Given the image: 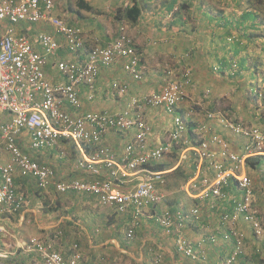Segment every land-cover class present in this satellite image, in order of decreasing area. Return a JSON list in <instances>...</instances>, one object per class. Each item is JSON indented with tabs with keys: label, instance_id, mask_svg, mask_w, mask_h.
<instances>
[{
	"label": "built area",
	"instance_id": "1",
	"mask_svg": "<svg viewBox=\"0 0 264 264\" xmlns=\"http://www.w3.org/2000/svg\"><path fill=\"white\" fill-rule=\"evenodd\" d=\"M55 1L0 0V215L24 210L28 197L15 183L20 176L32 179L40 191L93 194L102 205L129 214L128 237L134 235L144 217L154 219L163 229L174 232L179 253L192 261L205 262L206 239L195 241L184 232L190 220L202 218L204 203H195L187 209L174 207L167 204L163 192L169 173L191 161L194 170L183 185L187 196L200 201L209 199L212 208L216 199L233 203L231 214H221V221L229 225V231H222L221 238L224 241L234 238L235 243L225 262L210 264H235L246 250L245 234L236 227L240 216L255 237L264 240V217L257 206L247 164L248 158H264V128L246 125L221 113L206 112L207 119H218L244 139L242 150L236 151L227 138L211 131L205 121L195 122L192 140L190 117L194 116V110L184 113L181 108L186 98L182 81L190 80L188 69L181 74V80L173 78L172 71L165 72L159 92L132 97L119 111L87 108L81 96L82 87L87 88V101L93 102L101 67L122 60L124 71L140 81L144 77L141 56L133 39L126 35L105 46L88 48L78 27L53 14ZM42 21L49 22L63 40L42 32L38 36L41 46L38 49L26 34L14 32L13 26L21 22ZM61 48L83 56V60H60L57 68L66 81L52 83L47 79L45 67ZM258 87L252 89L254 99L262 97ZM111 88L119 96L129 91V85L118 80L112 81ZM197 105L203 107L198 101ZM147 107L163 109L173 122L167 137L154 145L150 141L152 127L144 118ZM115 131L134 132L124 140L120 151L106 143V137ZM61 142L75 145L80 155L76 168L91 179H62L53 166L32 154L56 148ZM173 153L178 155L176 163L170 168H155ZM231 183L239 194L228 191ZM0 231L4 229L0 227ZM219 239L217 234L207 238L210 244ZM26 248L39 253L43 264H79L78 253L66 259L53 244L39 237L30 238ZM6 258V254L0 253V264H9ZM154 263L163 264L161 257L157 256Z\"/></svg>",
	"mask_w": 264,
	"mask_h": 264
},
{
	"label": "crops",
	"instance_id": "2",
	"mask_svg": "<svg viewBox=\"0 0 264 264\" xmlns=\"http://www.w3.org/2000/svg\"><path fill=\"white\" fill-rule=\"evenodd\" d=\"M222 1L223 6L219 7L212 5L208 0H56L53 14L71 25L75 26L74 23L77 22L82 28L79 29L88 48L95 45H107L126 35L133 38L141 56L144 77L140 81L134 80L124 71L122 60L110 67H101L93 102L87 101V88L82 87L81 96L87 108L119 111L127 106L132 97L159 92L163 86L165 72L172 71L173 78L181 80V74L188 68L191 71V80L182 81L186 93L181 107L182 112L189 111L190 105L197 104L198 101L202 105L205 104L203 105L205 113L219 111L226 115L231 114L232 118H237L247 125L264 128V116L261 113L264 105L261 104L263 108L259 105L260 107L256 110H251L250 107L248 108V103L243 100V91L237 92L235 109L233 106L232 109L226 108L233 99L231 87H234L232 90L236 93L239 83L247 81V71L255 70L254 67L257 66L255 72L261 76V71L258 69L264 65H260L259 54L254 57L248 49L240 52L239 55L241 58L248 57H246L245 68L237 70V66L231 67L229 63L216 65V60L213 59L230 58L232 55L229 45L223 43L218 36L216 37V34L219 35L218 32L221 34L230 26L208 23L210 17L207 12L212 7L215 8L214 12L216 9L225 11V15L229 18V9L227 10L229 0H218V2ZM184 2L192 5L189 11L193 17L191 22L189 15L175 13ZM200 3L203 5L198 9ZM134 4L142 7V15L137 22L132 23L117 16L119 8L131 7ZM231 14L234 13L231 12ZM13 27L17 35L26 34L38 49H41L38 36L42 32L52 33L59 40H63V37L55 33L54 27L47 21L21 22ZM218 28L220 31H214ZM207 36L208 39H206ZM199 37L207 43L206 47ZM250 46L251 44L249 49ZM189 53L190 56H188ZM81 59L83 60V56L72 55L61 48L56 56L50 58L45 67L47 79L52 83L65 82L66 78L60 74L57 63L60 60L76 62ZM215 66H219L220 69L216 70ZM230 71L235 73L231 74ZM114 80L129 85L127 95L119 96L111 88ZM229 81L235 85L230 87ZM249 99L247 100L251 102L250 94ZM193 117L195 122L205 121L209 124L211 131L224 135L236 151L242 150L244 139L228 130L218 119L207 120L203 115L196 121V117ZM193 117L190 118L194 122ZM144 118L152 127L151 145L163 141L173 127L171 115L161 108L147 107ZM133 133V131L127 134L111 132L106 137V143L120 151L124 140H128ZM75 150L77 149L73 143L61 142L56 148L32 151V154L40 161L53 166L57 176L62 179L73 177L91 179L92 177L84 175L76 168L80 155L76 158ZM252 160L255 161L256 157ZM255 170L261 175L259 180L264 182V163ZM190 172L191 169L186 171V173ZM20 178V176L15 178L16 186L25 191L28 197L24 210L20 213L0 215V227L4 229V232L0 231V253L7 255L5 260L9 264H43L39 253L26 248L27 242L32 237H39L53 244V248L60 251L66 259L78 253L79 264H155L157 256L161 257L163 264H210L215 261L223 263L233 247L232 240L224 241L221 238V232L229 227L221 223V214L230 211L233 207V203L229 200L216 199L214 201L216 206L212 208V206L209 207L211 200L195 199L197 203H204L202 207H205V211L201 221L190 220L184 232L195 241L206 239L208 261L197 262L179 253L175 247L174 232L163 229L155 223L154 219L144 217L141 224L135 228L134 235L128 237L127 230L129 225L131 226L130 215L117 214L116 209L102 205L95 195L79 192L58 194L53 190L40 191L34 183L37 188L35 192L31 186L18 184ZM24 179L32 181V179ZM181 188L183 189V186ZM234 188L235 186L231 183L228 191L235 195L239 194V191ZM262 194L264 192L260 195ZM166 199L168 205L181 206L177 198L173 204L168 198ZM189 199L193 206L195 201ZM258 204L264 215L263 201L259 200ZM192 206L181 207L187 209ZM123 225L126 229L122 228ZM236 227L245 234L246 244L245 253L236 263L264 264V240L255 237L250 226L242 218L238 219ZM212 234H217L220 238L216 244H210L207 240Z\"/></svg>",
	"mask_w": 264,
	"mask_h": 264
},
{
	"label": "trees",
	"instance_id": "3",
	"mask_svg": "<svg viewBox=\"0 0 264 264\" xmlns=\"http://www.w3.org/2000/svg\"><path fill=\"white\" fill-rule=\"evenodd\" d=\"M258 2L261 5V7H263V11L260 10V8H259V6L257 4V5H254L253 7L250 6V7L246 8V9H244L241 13H238L239 15H237V14H233L232 15L230 13V16L232 15L231 19H230V16L228 18V16L225 15L226 13L223 10H217L216 9V12H214L215 8L212 7V9H210L208 12L206 11L209 14L208 17H210L209 18L210 20L208 21L209 24L214 23V25H218V26H230L227 31H224L221 34H220V32H218L219 35L216 34V37L218 36L223 41V43L229 45L230 50L232 51V55H231L230 58H219V57H217L216 59H213V60H216V65H224V64L229 63L231 67L233 65H236L237 66V70L239 68L240 69L245 68L246 61H247V59H246L247 56L246 57L244 56L242 58L239 57L240 52L246 51L250 44H252L253 42L254 43L257 42V40H258L257 38L258 37H263L264 38V0H258ZM202 5H203V3H200V6L198 5V9L201 8ZM191 6L192 5H190L188 2H184V3H182L180 5V7L177 9V11H175V13L176 14H180V15H183V14L189 15V20L191 22L193 20L192 19L193 18L192 14H191V12H189L190 9H191ZM141 15H142V7L137 5V4H134L131 7H121L117 11V16L119 18L127 19L130 22H132V23L137 22L138 19L141 17ZM183 23H185V22H183ZM256 27L260 28V32L259 33H256V31H247V30H249L251 28L254 29ZM235 28L243 30V33L239 34V35H235L233 33V30ZM261 28H263V29H261ZM214 31H217V30L214 29ZM133 42H134V40H133ZM134 44H135V42H134ZM135 46H136V44H135ZM136 48H137V46H136ZM261 49L264 50V47L262 46ZM188 56H190V53L188 54ZM258 57H260V56H258ZM141 65H142V63H141ZM255 65H257V64L255 63ZM215 67H216V69L218 68V70L220 69L219 66H215ZM254 68H256L255 70H257V66H255ZM187 69L188 68H186L185 71ZM188 70L190 71V69H188ZM190 73H191V71H190ZM238 73H239V71H238ZM190 80H191V75H190ZM259 88H261L260 85H259ZM261 99H264V90L262 91ZM208 112L221 113L222 115H224L226 117H231L232 118L231 114L230 115H226L225 113L219 112V111L218 112L217 111H207V113ZM205 116H206V119H207V115H205ZM236 119H235V121H239V119H237V120ZM261 119H263V118L261 117ZM207 120H209V119H207ZM244 124L247 125V123H244ZM196 127H197V124L195 122L191 121L190 122V137L192 138V140H195V137L193 135L194 134L193 131H194V129ZM252 159H254V158H248L247 159V164L252 166V167L256 166V168H258L259 166H261L264 163V158L262 156L256 157L255 161L252 160ZM172 165H171V163H163V164H160V165L156 166L155 168H159V169L160 168H170ZM193 170H194V164L191 167V172ZM191 172L190 173H186V171H184V169H183V166H178L171 173H169V175H173L172 177L174 178L173 181L175 182V186L180 188L179 186L181 184H180L179 178L183 179V184H184L187 181L188 177L190 176ZM24 181H25L24 178H20L19 181H18V184H24V183H22ZM167 188L171 189V188H174V187L172 186L171 183H169V184L166 185V189ZM255 195H256V192H255ZM192 200H194L195 203H197L195 199H192ZM257 206L259 207V205H257ZM232 210H233V207L231 208L230 211H227V212H230V214H231ZM262 216L264 217L263 213H262ZM239 218H242V216H240ZM196 221H199V220H196ZM243 221H244V219H243ZM221 223L224 224L225 226L228 225L227 223H223L222 221H221ZM129 227H130V225H129ZM224 231H229V227L227 229H225ZM232 243L234 245V243H235V239L234 238L232 239Z\"/></svg>",
	"mask_w": 264,
	"mask_h": 264
},
{
	"label": "rangeland",
	"instance_id": "4",
	"mask_svg": "<svg viewBox=\"0 0 264 264\" xmlns=\"http://www.w3.org/2000/svg\"><path fill=\"white\" fill-rule=\"evenodd\" d=\"M226 1H228V0H226ZM208 2L211 3L212 5L214 4L215 6H219V7L223 6V1L222 2H218V0H208ZM257 4H258L260 10L263 11V7H261V5L259 4L258 0H229V5L227 6L228 7L227 10L229 9L228 10L229 13L233 12L234 14L239 15L238 13H241L244 9H246V8H248L250 6L253 7L254 5H257ZM74 24L78 28H81L80 26H78L79 24H77V22L74 23ZM261 29H263V28H261ZM217 31H220L219 28H218ZM247 31H256V33H259L260 32V28L259 27L258 28L256 27L254 29L251 28V29H249ZM207 33L210 34L211 32H207ZM233 33L235 35H239V34L243 33V30L235 28L233 30ZM260 38L261 39H258V42H256L255 44H251L250 49L248 48V50L252 53L251 55L254 56V57L259 54L260 57H258V59L261 61L260 65H264V50L261 49L262 46L264 47V38L263 37H260ZM206 39H208V36H207ZM200 40L202 41L201 43L204 42V40H202V37L200 38ZM206 45H207V43L204 42V47H206ZM216 70H218V68ZM258 71H261V74L264 75V73H263L264 72V66H261L258 69ZM247 72H248L246 74L247 75V81L243 82V81H245V80H243L242 81L243 83H239L237 91H235L236 93H234V91L232 90L234 87L233 88L231 87V86H234L235 84H232L231 81L228 82V85H230V87H231L230 91L232 93L233 99L230 100V102L228 103V105L226 107L227 109H232V106L235 109V107L237 105V102H235V101H236V99L238 97V93L237 92L239 90L243 91V94H242L243 100H245L246 103H248V105H249L248 108L250 107L251 110H256L257 108H259L261 106V104L264 105V99H254L253 96H252V89L253 88H257L260 85L261 88H259V87L258 88L261 91L264 90V83H263L264 81H262L264 76L257 75L256 72L254 70H251V69L249 71H247ZM246 83H248V84H246ZM249 94L251 95V102L248 101V100H250L249 99ZM203 105H205V104H203ZM190 107L194 110V116L196 117V121H197L198 118H200L201 116L205 115V110H204L205 108H203L204 106L201 107V106L197 105L196 103H193V104L190 105ZM261 108H263V106H261ZM261 111H262L261 112L262 115L264 116V108ZM194 122H195V118H194ZM69 150H72V149H69ZM75 152L77 153V154H75L76 158H77V156H79V151L75 150ZM177 161H178V155H177V153H173V155L167 157V159L165 160V163H171V165H172L173 163H176ZM191 164H192L191 161L188 164L186 163L183 166L184 171H188L190 169V167H191ZM255 169H256V166L252 167V166L249 165L248 172H249V174H250V176H251V178L253 180L254 187H255V192H256V198H257L258 202H259V200L263 201V204H262V208H263L264 207V194H262V195H260V194H261V192H264V182H261L259 180L261 175H259L258 172ZM172 176L173 175H169L168 176L167 184L171 183L174 188H171V189L167 188L166 189V186H165V188H164V193L166 194L165 197L168 198V200H169V202L171 204H173L174 201L177 198L180 201L179 203L181 204V206H183V205L192 206V203L190 202V199L188 198L186 192L183 191V189L181 188V186L184 185L183 184V179L179 178V181H180L181 185L179 186L180 188H178V187L175 186V182L173 181L174 178ZM22 183L26 184L27 186H31L32 190L37 192V188L35 187V184H34L35 182L33 180L32 181L25 180ZM174 205L175 204H173V206ZM259 207H260V210H261V206H259ZM204 211H205V207L203 208V213H204ZM117 214H120V213L117 212ZM122 228L126 229V226L123 225Z\"/></svg>",
	"mask_w": 264,
	"mask_h": 264
}]
</instances>
